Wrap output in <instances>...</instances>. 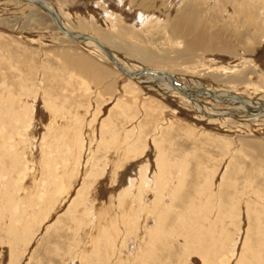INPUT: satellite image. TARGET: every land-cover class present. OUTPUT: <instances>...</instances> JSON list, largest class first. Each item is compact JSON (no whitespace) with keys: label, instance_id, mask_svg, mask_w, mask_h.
Returning <instances> with one entry per match:
<instances>
[{"label":"rangeland","instance_id":"1","mask_svg":"<svg viewBox=\"0 0 264 264\" xmlns=\"http://www.w3.org/2000/svg\"><path fill=\"white\" fill-rule=\"evenodd\" d=\"M47 1L128 71L264 102V0ZM96 47L0 1V264H264V118L201 116Z\"/></svg>","mask_w":264,"mask_h":264},{"label":"bare ground","instance_id":"2","mask_svg":"<svg viewBox=\"0 0 264 264\" xmlns=\"http://www.w3.org/2000/svg\"><path fill=\"white\" fill-rule=\"evenodd\" d=\"M0 1H17V2H23V3H27V4H31L33 6H36L38 8H40L41 10L45 11L51 18H52V13L55 15V17L58 19V21L61 23V25L63 26L64 29H66V31H69L71 34L72 33H75V31L67 28L63 22H62V19H61V15L59 13V10L54 7L53 5H51L47 0H0ZM120 1V0H119ZM40 3L42 5H44V7H48L49 10L51 12H49L47 9H45L43 6H38L37 4L35 3ZM149 6V5H148ZM53 19V18H52ZM139 19L141 21H143V18L139 17ZM54 21V20H53ZM175 22V21H174ZM55 23V22H54ZM176 23V24H175ZM173 23L172 25H177L176 27L177 28H181L179 29L182 30L181 34L183 35L184 31H185V34L183 35V37L186 39L185 41V45L187 50L190 51V52H193L194 50H197V49H202L203 47L206 46L205 44V40H207V34L204 33V31L198 26L196 25L195 23L189 21V20H186L184 17L178 21V22H175ZM56 25V23H55ZM57 29L66 37L74 40V41H77V42H90V43H93L95 44L97 47V50L103 52V54H105L110 60L111 62H113L116 66V68L123 74L125 75L126 77H128L129 79H131L133 82H135L136 84H147V85H158L157 87L160 89L163 88L162 91L165 92V94H168V93H177L179 95H181L183 97V99L185 101H187L189 104H191L194 109H197V110H200L198 113L199 115H206V116H209L211 118H215L216 115H220V116H231V117H236L237 115L239 116H246L247 118L251 119V121H258L259 119H263L264 118V102L260 101V100H252V99H243L242 97H239L237 95H232L230 93H224V94H221V93H218L216 92L215 90L211 89V88H207L206 86L204 85H200L198 89L199 92L195 93V90L192 89L190 83H187L186 87H183L181 86L179 83V80L174 77V76H169L167 74H164V73H161V72H158V71H155V70H151V69H146V70H151V71H154V72H158V74H155V73H145V72H141L143 74H138V73H133L131 71H128L126 69V67H124L125 65L123 64V62L121 60H119L117 58L116 55H113L112 53V56L109 55L105 50L104 48L98 44L97 41H99L101 44H103L104 46H106L108 49H110L109 47V43L105 40H101L99 38H95L93 36H87V38H83L84 36L83 35H79L77 36L76 34H72V36H68L67 34H65L64 32H62L58 26L56 25ZM173 27V26H172ZM184 27V29H183ZM176 28V29H177ZM173 31V30H172ZM178 31V32H179ZM177 32V31H176ZM178 32H177V36H178ZM89 33V32H88ZM92 33V32H91ZM175 34V33H174ZM173 34V35H174ZM180 34V33H179ZM214 38V37H213ZM215 40H218V39H215ZM261 40V39H260ZM241 41V40H240ZM239 42V41H238ZM218 45H216L215 48H217ZM81 62V61H80ZM117 62H119L121 64V66L123 67V69L128 72L130 75H128L127 73H125L117 64ZM124 65V66H123ZM92 70V69H91ZM92 72V71H91ZM140 73V72H139ZM148 74V75H146ZM151 74V75H149ZM226 74V73H225ZM96 76V75H95ZM94 76V77H95ZM97 77V76H96ZM96 81V80H95ZM211 100L212 102H214L215 104H228V103H232L233 105L231 106V108L229 109L230 111H213V112H210V109L208 108V106L204 103V100ZM207 107V108H206ZM31 142V141H30ZM2 144V143H1ZM143 169V168H142ZM144 170V169H143ZM143 172H146V171H143ZM148 173V171H147ZM52 174V173H51ZM145 173L143 174V178H142V174H141V177L142 178L141 180H145ZM148 175V174H147ZM49 176V175H48ZM151 176V175H150ZM152 178V177H151ZM49 179V178H48ZM46 179V180H48ZM175 179V178H174ZM138 180V186H143L144 184H142L141 182H139V178L137 179ZM157 181V180H156ZM144 182V181H143ZM149 182V181H148ZM151 183H153L152 181H150ZM158 182V186H160L161 184L159 182L161 181H157ZM140 183L142 185H140ZM46 184V183H45ZM44 184V185H45ZM50 184V183H49ZM156 184V183H155ZM135 185V184H134ZM133 186V185H132ZM138 186L136 188H138ZM147 186V185H146ZM154 186V185H153ZM48 187V186H47ZM145 187V185H144ZM143 187V190L145 189ZM157 187V186H156ZM132 188V187H131ZM46 189V188H45ZM135 189V187H134ZM147 189V188H146ZM151 189V188H150ZM44 190V189H43ZM52 190V189H51ZM133 190V189H131ZM152 190V189H151ZM155 190V189H154ZM174 190V188L172 189ZM46 191L47 193V190H44ZM50 191V190H49ZM48 191V192H49ZM140 191V189H139ZM138 191V192H139ZM148 191V190H147ZM171 191V190H170ZM143 192H146V191H143ZM127 193V192H126ZM131 193V192H130ZM129 193V194H130ZM49 194V193H48ZM132 194V193H131ZM144 194V193H142ZM45 196V193L43 194ZM128 195V194H127ZM126 195V196H127ZM137 195V194H136ZM139 195V194H138ZM140 195H141V191H140ZM42 196V195H41ZM168 196V195H167ZM43 197V196H42ZM41 197V198H42ZM48 197V196H47ZM125 197V195L123 196V198ZM158 197V196H157ZM5 200V199H4ZM132 200V199H131ZM164 200V198H163ZM165 201H166V198H165ZM164 202V201H162ZM131 203H133V201H131ZM138 204V203H137ZM162 205V204H161ZM129 210V209H127ZM159 212V211H158ZM157 212V213H158ZM151 210L149 209V214H151ZM158 218H160L162 216L161 212H159L157 214ZM129 217V216H128ZM136 217V216H135ZM133 217V218H135ZM154 219V218H153ZM124 222V220L122 221ZM150 222V221H149ZM155 223V222H154ZM117 224V223H116ZM119 224V223H118ZM124 224V223H123ZM130 224V223H129ZM151 224V223H150ZM149 225V224H148ZM157 225V224H156ZM127 226V225H126ZM118 227V226H117ZM154 227V226H153ZM152 227V228H153ZM158 227V226H157ZM133 228V226H132ZM141 228V227H140ZM145 228V227H144ZM151 228V229H152ZM154 229V228H153ZM152 229V230H153ZM141 230V229H140ZM159 230V229H158ZM194 230V229H192ZM125 231H128L125 230ZM137 231V230H136ZM149 231V229H148ZM156 231V230H155ZM154 232V230L152 231ZM158 233V232H157ZM162 233V231L160 232ZM134 234V233H133ZM139 234V233H138ZM184 235V234H183ZM161 236V235H160ZM138 238V237H137ZM145 238V236H144ZM163 238V237H162ZM143 239V238H142ZM144 240V239H143ZM142 240V241H143ZM142 241H140L142 243ZM146 241V240H145ZM163 241V240H162ZM144 243V242H143ZM137 244V243H136ZM149 244V243H148ZM151 244V243H150ZM143 245V244H142ZM155 247V246H154ZM153 248V247H152ZM148 249V248H147ZM147 252V251H146ZM145 252V253H146ZM148 254V252H147ZM140 255H144L143 253L140 254ZM227 258V257H230V256H225L224 253H221L219 254V258ZM139 258V257H138ZM145 260V259H144ZM140 261V260H139ZM224 261V260H223ZM205 264V263H204Z\"/></svg>","mask_w":264,"mask_h":264},{"label":"water","instance_id":"3","mask_svg":"<svg viewBox=\"0 0 264 264\" xmlns=\"http://www.w3.org/2000/svg\"><path fill=\"white\" fill-rule=\"evenodd\" d=\"M35 4H37L38 6H43L44 7V5H42V4H40V3H35ZM45 9H47L49 12H51L50 10H49V8L48 7H44ZM52 15V18H53V20H54V22L56 23V25L58 26V28L62 31V32H64L65 34H67L68 36H72V34L69 32V31H66V29H64L63 28V26L61 25V23L58 21V19L55 17V15L52 13L51 14ZM84 37L83 38H87V36L86 35H83ZM98 42V44H100L103 48H104V50L109 54V55H111L112 56V53L110 52V50L106 47V46H104L103 44H101L99 41H97ZM117 64H118V66L125 72V73H127L128 75H130L128 72H126L124 69H123V67L121 66V64L119 63V62H117ZM141 72H147V73H155V74H158V72H154V71H151V70H141ZM169 76H171L172 77V75L170 74Z\"/></svg>","mask_w":264,"mask_h":264}]
</instances>
